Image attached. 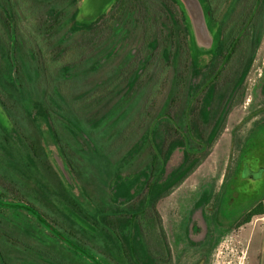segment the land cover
<instances>
[{"label": "trees", "instance_id": "trees-1", "mask_svg": "<svg viewBox=\"0 0 264 264\" xmlns=\"http://www.w3.org/2000/svg\"><path fill=\"white\" fill-rule=\"evenodd\" d=\"M205 1L222 37L219 51L202 65L191 54L176 0H118L94 22L79 19L80 0H0V105L15 126L22 121L13 108L20 106L33 128L27 136L0 121V180L36 193L33 201L29 192L24 199L0 185V264H170L169 243L161 254L149 243L148 232L161 225L157 203L211 153L264 38V0ZM90 78L98 79L82 101L67 93L71 82ZM259 88L260 109L256 96L245 118H253L251 128L242 140L233 136L240 151L233 178L225 177L219 192L203 184L185 203L190 224L175 243L184 245L183 264L193 258L186 256L192 246L204 257L193 264H209L233 226L221 213L247 147L264 133V75ZM101 93L109 95L107 109L84 117L79 102ZM49 205L72 228L56 220ZM263 214L260 200L237 225ZM198 223L205 235L195 242L191 225L198 230ZM84 236L109 249L112 259Z\"/></svg>", "mask_w": 264, "mask_h": 264}, {"label": "rangeland", "instance_id": "rangeland-1", "mask_svg": "<svg viewBox=\"0 0 264 264\" xmlns=\"http://www.w3.org/2000/svg\"><path fill=\"white\" fill-rule=\"evenodd\" d=\"M176 1L185 16L189 31L190 50L194 61L196 64L206 65L220 49L222 37L221 26L218 22L210 18L205 0ZM117 3L118 0H80L79 19L89 22L100 20ZM263 75L264 38L258 50L256 60L247 77L242 99L230 111L226 127L211 153L180 187L170 195L161 198L157 203V211L161 225L157 226L156 233L148 232L149 243L150 247L159 254H161V250H165L166 242L169 243L170 247L167 253H170V255L167 254V257L171 256L170 264H183L182 261H179V256H181L180 247L184 245L178 247L175 243L181 242L185 238V230L187 225L190 224L189 217L186 215L185 206V203L188 205V198L197 192L203 184L207 183H213L215 191L219 192L222 190V183L225 177L229 175L231 179L233 178L234 171L232 169L240 152L234 146L233 136L237 134L242 140L252 126L253 118L250 121H245V118L252 115L253 110H251L250 103L251 99L256 96L257 110L260 109L263 97L259 94V85ZM97 79L90 78L81 82L73 81L68 85L67 93L72 97L76 96L78 101H82L84 99L82 95L90 92ZM107 96L109 95L101 93L99 97L96 96V98L89 99V101L79 102L82 105L79 106L82 115L86 118H91L106 110L105 105L109 101V97ZM159 96L160 103L164 95L161 93ZM111 97H114V95ZM13 113L22 121L17 126L8 118L7 113L4 112L0 105L1 123L9 129L18 127V131L22 134L24 133L27 136L31 135L33 131L32 124L24 114L23 109L20 106H14ZM141 132V128L133 130L128 140L120 144L119 154L125 151ZM66 140H71L70 136L66 135ZM252 142L253 145L247 147L241 159L240 168L236 173L235 183H233V196L229 202L225 201L223 213H221V219L226 224L232 223L233 226L221 237L220 242L214 247L210 254L209 264H264V214L254 216L249 223L241 226L237 225L241 216L252 206L256 205L260 200L264 203V154H262V149L264 148V133L255 134ZM77 158L80 159L79 156ZM88 174L89 185L94 190V171ZM0 185L9 190L13 196L24 198L29 192L28 196L30 200H35L36 193L32 190L31 186L25 191L26 188L20 190L14 181L7 182L0 180ZM45 201L47 200L42 199L43 203ZM49 207L50 211H54L53 216L56 220L65 224L67 228H72L69 220L64 217L62 212L56 211L57 209L54 210L51 205ZM198 220L201 222L202 219ZM193 223L197 225V221L195 222L194 220ZM201 224L198 223V226ZM2 225H4L2 227L8 230L9 233H16L14 229L6 226L5 221L2 222ZM195 226L191 225V230L192 237L197 242L204 238L205 229L203 227V229H200L201 225L200 227L197 226L198 230H195ZM207 227L208 225L205 228ZM90 238L84 236L85 241L93 247L95 252L108 257V259H112L109 249L100 245L99 241L95 238ZM188 254H192L193 258L188 259L184 264H193L204 259L202 253L195 246H192L189 252H186V256ZM201 264H204V260Z\"/></svg>", "mask_w": 264, "mask_h": 264}]
</instances>
